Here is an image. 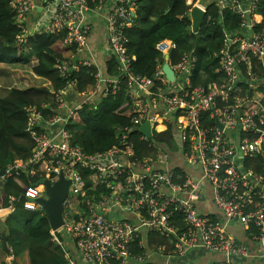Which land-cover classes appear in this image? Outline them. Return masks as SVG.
<instances>
[{
  "label": "built area",
  "instance_id": "2783aa9c",
  "mask_svg": "<svg viewBox=\"0 0 264 264\" xmlns=\"http://www.w3.org/2000/svg\"><path fill=\"white\" fill-rule=\"evenodd\" d=\"M6 1L19 31L17 44L26 45L35 34L54 35L73 54L57 58L54 65L61 81L68 84L60 90L50 82L43 86L50 91L56 110L49 115L35 106L25 110L33 153L7 167L3 177L7 181L27 174L54 184L63 175L70 181L64 225L50 232L68 264H148L156 259L181 264L193 252L223 257L211 264H236L234 259L249 257V249L225 226L199 212L205 184L211 186L213 202L225 218L254 229L255 239L264 248V176L255 166L264 160V26L259 28L258 16L264 0H251L247 9L240 8L237 33H225L224 46L215 55L218 68L210 67L207 75L198 71L202 82L197 85L193 84L197 57L184 53L172 65V43L165 50L163 44L158 47L161 55L153 77L133 72L127 32L135 26L137 0H115L111 9L109 0ZM33 16L30 32L28 19ZM102 16L107 34L105 64L116 61L114 75L107 68L104 72L96 57L85 56L87 49L91 53L89 40L94 32L90 18ZM214 21L207 18V23ZM165 63L174 72V82L163 72ZM81 69L93 70L94 80L83 93L77 91L74 80ZM120 93L134 114L129 127L116 131L120 147L86 153L73 141V114ZM146 121L152 136L141 134V142L149 152L138 156L130 139ZM169 125L179 135L180 154L198 172L197 178L169 167L171 151L157 140ZM91 174L100 193L91 185ZM42 197L44 185L28 187L22 194L24 210L45 215L38 202ZM70 198L74 212L66 211L71 208ZM8 199L6 211L11 212L18 199ZM176 216L182 218V229L174 223ZM61 233H66L73 250L64 248L58 238ZM147 243H152V250ZM134 247L145 252L136 253ZM0 264L17 263L11 256Z\"/></svg>",
  "mask_w": 264,
  "mask_h": 264
},
{
  "label": "trees",
  "instance_id": "16d2710c",
  "mask_svg": "<svg viewBox=\"0 0 264 264\" xmlns=\"http://www.w3.org/2000/svg\"><path fill=\"white\" fill-rule=\"evenodd\" d=\"M137 6L135 26L127 32V48L133 62V72L145 77H153L155 74L161 55L158 47L163 44L161 49L165 50L169 43H172L173 50L170 53L172 65L184 53L197 57V71L193 84H200L202 80L198 76V71L208 70L210 67L218 68V59L215 55L224 46L225 33L233 36L239 29L241 10L239 6L225 12V19L220 24L223 10H220L215 3L208 5L203 25L195 32L189 30L191 23L187 14L192 7L187 5V0H137ZM258 16L259 28H261L264 26V3L258 10ZM209 17L215 21L207 23ZM18 34L7 1L0 0V65L29 67L35 76L50 82L55 90L64 88L68 83L61 81L54 69L56 59L67 52L61 37L35 34L31 35L28 43L22 46L16 42ZM115 69L116 61L113 60L107 65L108 74L114 75ZM91 73L93 70L81 69L75 75L74 80L79 93L85 92L89 86L94 85ZM30 106L44 110L47 115L51 110H56L50 91L46 87H15L10 89L6 96L0 97V170L13 164L14 153H20L25 159L34 151V146L26 133L27 116L24 112ZM133 116L131 106L123 93L102 97L96 102V107L85 105L73 114L70 128L73 141L88 154L107 152L120 147L116 131L119 128L129 127ZM141 137L139 131H134L130 141L135 145L136 154L145 156L149 149L141 142ZM157 140L170 149L172 155H170L169 167L173 171L184 176L198 177L197 171L195 176L188 164L183 170L176 168L181 144L180 137L175 133L172 125H169L166 133ZM255 166L257 172L264 176V162H257ZM89 178L92 180L91 185L100 193L101 188L98 187L95 175L91 174ZM2 180L1 206L3 208L9 206L10 196L18 199L14 204V210L3 222L4 228L8 231V246L12 250L13 260L17 264H68L63 250L50 234L51 228L46 216L41 212H28L23 208L22 194L34 184L32 179L27 174H22L20 178ZM20 217L27 218L23 224L26 238L18 244L14 237L16 234L14 223ZM174 223L179 228H183L181 217L176 216ZM58 238L60 239V234ZM1 244L3 243L0 236V248ZM147 244L152 250V243ZM156 244L163 245V241L156 240ZM69 250H73L71 245ZM133 251L139 254L145 252L135 247Z\"/></svg>",
  "mask_w": 264,
  "mask_h": 264
},
{
  "label": "crops",
  "instance_id": "0c3cea01",
  "mask_svg": "<svg viewBox=\"0 0 264 264\" xmlns=\"http://www.w3.org/2000/svg\"><path fill=\"white\" fill-rule=\"evenodd\" d=\"M115 0H109V2L107 3L108 5V9H111L114 5ZM251 0H210L208 2H206L205 0H187V5L188 6H199L200 8H202L203 10H205L206 14H207V6L215 3V5L220 9L223 10V15L220 18L221 20L225 19V12H227L228 10H232V8H235L236 6H239L240 8H242L243 10L247 9L249 4H250ZM32 23H33V17H30L28 19V30L31 32L32 31ZM90 23L94 26V32L90 37L89 40V50L91 53L87 54L88 49L85 52V56L87 58H97V61L99 62V66L100 68L105 72L107 65L106 63V56L104 54V49L106 47V41H107V34H106V23H105V19L104 16L102 17H91L90 18ZM170 46V44H169ZM168 46V47H169ZM64 55L66 57H72L73 54L70 52H66L64 53ZM1 66V65H0ZM206 75L207 73H209L210 71L208 70H202ZM32 73V71H31ZM204 74V76H205ZM34 75V74H33ZM35 76V75H34ZM35 78L42 82V84L36 85L37 87H43L44 84L48 83L47 81L35 76ZM15 83V81H14ZM19 84L18 86H20V84L23 85H27V83H15V85ZM8 88L12 89L11 87H9L7 84H5ZM0 90L2 92V95L0 97H4L8 94L9 91L4 90V88H2L0 86ZM15 88V87H14ZM22 88V87H21ZM9 89V90H10ZM14 157V162L13 164H18L20 163L22 160H24V158H22L20 153H14L13 154ZM178 162L176 165V168H178V170H183L185 169L187 166V163L184 161V159L182 158L181 154L178 155L177 158ZM264 161V160H263ZM174 168V169H176ZM177 170V169H176ZM264 170V168H263ZM195 176L199 175V174H195L196 171L194 169L191 170ZM198 173V172H197ZM3 181L2 179H0V182ZM205 190L204 194H201L199 197V202H198V210L201 213L202 216L208 217L213 219L215 222H217L218 224L225 226L227 232L232 235L233 237H235V239L245 245L249 251H250V256L247 258H243V259H234V262L236 264H264V248L262 247V245L255 239V235H256V231L254 229H249V228H244L243 226H241L238 223L235 222H230L228 221L224 214L215 206L214 202H213V194H212V189L211 186L208 184L204 185ZM1 190H0V200H1ZM2 205V203H1ZM2 210H0V230L2 231V229H5L3 222L7 219L8 215H2L1 213ZM3 227V228H2ZM6 230V236L8 239V231ZM0 231V233H1ZM1 236V234H0ZM2 238V236H1ZM3 242V239H2ZM9 248V246H8ZM10 249V248H9ZM11 253L9 254L3 247V244H1V248H0V262L2 263H6L11 259L12 256V250L10 249ZM188 261L186 264H211L213 262H217L219 260H221L222 258L219 255H213V254H209V253H205V252H193L192 254H190L187 257ZM25 263H27V261H25Z\"/></svg>",
  "mask_w": 264,
  "mask_h": 264
},
{
  "label": "water",
  "instance_id": "95a60500",
  "mask_svg": "<svg viewBox=\"0 0 264 264\" xmlns=\"http://www.w3.org/2000/svg\"><path fill=\"white\" fill-rule=\"evenodd\" d=\"M41 10L39 9L38 12ZM206 16V12L200 8L199 6H195L192 10L187 14L188 20L192 23L189 27L190 31H197L201 28L204 18ZM167 59L169 56L166 57ZM163 72L166 78L170 82H174L175 75L170 65L165 63L163 65ZM221 129L223 126L217 122ZM138 131L145 135L148 138H151V125L149 121H146ZM5 169L0 170V179H3L5 176ZM37 186L44 185V197L38 200L42 211L44 212L51 230L58 231L64 225V213H65V203L69 197V187L70 181L65 180L64 176L61 175L58 182L51 184L45 179H41L37 181ZM1 236L3 239V247L10 254L11 251L8 248V239L6 236V230L2 229ZM223 259V257H221Z\"/></svg>",
  "mask_w": 264,
  "mask_h": 264
},
{
  "label": "rangeland",
  "instance_id": "374dc122",
  "mask_svg": "<svg viewBox=\"0 0 264 264\" xmlns=\"http://www.w3.org/2000/svg\"><path fill=\"white\" fill-rule=\"evenodd\" d=\"M206 2L210 1V0H205ZM107 54L105 53V56ZM108 57H106L107 59ZM35 82H34V81ZM27 83V85H23V84H20V86H18L19 84L15 85V83ZM36 85H41L42 82L38 81L35 76L33 75V73H31V69L29 67H25V66H22V65H10V66H4V65H1L0 66V86L2 88H4V90H7L9 91L10 88H8L5 84H7L9 87L11 88H14V87H22V88H27V87H31V86H35ZM1 89V88H0ZM2 95V92L0 90V96ZM33 183L36 184L37 181H39L38 178H34L32 179ZM41 191H42V187L39 188ZM73 199H69L70 201V205H71V208L70 209H66V211L68 212H74V208L75 206L71 203ZM6 207L7 206H4V208L1 206L2 208V215H7L9 214L8 211H6ZM27 221V218L25 217H20L15 223H14V226H15V232L16 234L14 235V237L16 238V242L19 244V242L21 240L25 241L24 239L26 238L25 237V233H24V230H23V224ZM60 239L61 241L63 242V245H64V248L66 250H69L70 249V245H69V240H68V237L66 235V233H61L60 234ZM188 261V259L184 260L181 262V264H186ZM155 264H164L162 262L161 259H156L155 260ZM172 264H175V263H172Z\"/></svg>",
  "mask_w": 264,
  "mask_h": 264
},
{
  "label": "clouds",
  "instance_id": "9594fccd",
  "mask_svg": "<svg viewBox=\"0 0 264 264\" xmlns=\"http://www.w3.org/2000/svg\"><path fill=\"white\" fill-rule=\"evenodd\" d=\"M190 7H191V6H190ZM193 8H194V7H193ZM191 10H192V9H191ZM191 10H190V11H191ZM204 11H205V10H204ZM190 23H191V22H190ZM191 24H192V23H191ZM258 162H264V161H258Z\"/></svg>",
  "mask_w": 264,
  "mask_h": 264
},
{
  "label": "bare ground",
  "instance_id": "6f19581e",
  "mask_svg": "<svg viewBox=\"0 0 264 264\" xmlns=\"http://www.w3.org/2000/svg\"><path fill=\"white\" fill-rule=\"evenodd\" d=\"M25 112V111H24Z\"/></svg>",
  "mask_w": 264,
  "mask_h": 264
}]
</instances>
